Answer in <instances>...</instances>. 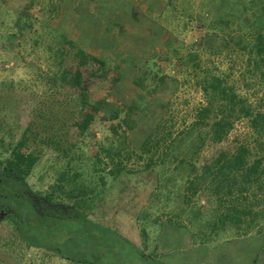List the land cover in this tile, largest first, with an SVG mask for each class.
Returning a JSON list of instances; mask_svg holds the SVG:
<instances>
[{
  "label": "trees",
  "instance_id": "trees-1",
  "mask_svg": "<svg viewBox=\"0 0 264 264\" xmlns=\"http://www.w3.org/2000/svg\"><path fill=\"white\" fill-rule=\"evenodd\" d=\"M63 2L27 0L21 11H15L8 0H0V56H5L0 57V63L13 62L17 67L31 48L42 52L48 64L46 69L26 64L31 70L30 80H8L1 86L4 84V90H42L54 98L51 105L43 103L42 110L24 126H11L0 119V209H11L13 202L33 208L27 178L46 150L56 154L54 160L61 171L45 199L55 206L58 201L71 202L69 216L59 211L58 216L44 220L37 214L33 217L31 208L18 215L12 208L16 215L9 220L19 241L36 249H50L68 264H99V247L115 253L114 247L119 246V251L129 249L136 254V247L127 239L89 221L79 209L92 208L106 176L116 179L130 175L139 171L138 166L140 171L157 169L155 189L159 196H154L158 201L162 196L167 203L178 204V212L169 214V223L175 219L176 227L182 223H187L186 227L196 225L194 233L203 236L201 245L210 242L220 248L256 237L263 239L260 247L264 249V0H199L194 16L187 8L202 35L186 44L183 40L180 45L170 42L158 49L145 60L134 84L151 93L170 80L169 85L176 83L177 90L181 79L189 81L192 77L202 101L193 109L189 122L177 124L172 115L163 113L139 146L130 142L139 107L121 104L105 112L108 92L120 79L117 66L108 67L105 60L86 52L51 26ZM183 29L180 32L186 31ZM140 39L138 52L145 54L148 46H141L144 39ZM222 54L229 59V71L219 70L214 63ZM69 56L74 61L72 66L66 65ZM173 67L175 74L169 72ZM234 71L238 72L236 79ZM106 80L113 82L107 84ZM98 91L106 93V99L96 97ZM70 105L73 109L63 113ZM163 105L171 107L172 103L169 99ZM102 112L101 119L111 124L108 134L97 142L99 157L93 159L89 176L85 168L75 166L70 153L82 147L86 136L91 135L92 121ZM5 115L9 119L10 112ZM243 120L248 132L230 141L235 124ZM68 124L69 133L77 138L72 143L65 139ZM97 173L103 174L95 179ZM27 216L48 229L63 223H70L73 229L66 231L69 236L62 244L46 246L37 241L33 231L38 227L33 228ZM63 244L66 252L60 248ZM257 249L256 258L263 257L264 251L258 253ZM114 261L108 264H120Z\"/></svg>",
  "mask_w": 264,
  "mask_h": 264
},
{
  "label": "rangeland",
  "instance_id": "rangeland-1",
  "mask_svg": "<svg viewBox=\"0 0 264 264\" xmlns=\"http://www.w3.org/2000/svg\"><path fill=\"white\" fill-rule=\"evenodd\" d=\"M26 1L8 0L15 11H21ZM167 1L64 0L59 16L51 23L52 27L83 47L86 52L105 60L108 67L117 66L120 79L115 83L114 89L108 92L110 97L106 99L107 95L102 91H98L100 94L96 97L106 99L105 112L121 104L131 103L139 107L134 115L137 127L130 135L133 146L141 144L163 113L172 115L177 120V124H181L184 120L189 122L193 109L202 101L201 93L195 87L192 77L188 79L189 81L181 79L177 90H174L176 83L173 87L169 85L172 84L170 80L151 93L150 90H143L134 84L141 75L145 60L157 54L158 49L170 42L180 45L179 42L183 40V44L189 43L203 33L198 30L196 22H191V16L187 11V8H191L194 16L199 8V0H172L170 3ZM184 27L186 31L180 32ZM93 30L97 37H93L96 35H92ZM86 33L91 35L87 36ZM137 37L139 38L134 41ZM140 38L144 39L140 45L144 46L146 43L148 46L145 54L138 52L140 47L137 46V42L141 40ZM129 48H132L133 52H129ZM28 50L27 56L17 67L13 62L7 65L0 63V119L11 126L12 124L24 126L35 112L42 110L43 105H51V100L54 102V98H49V93H44L42 90H19V88L4 90V84L1 86V82L8 80L15 82L22 79L30 80L31 70L25 67L26 64L38 65L41 69L47 68L46 56L42 52H33L31 48ZM0 57L5 58L3 53ZM71 63L74 64V61L69 56L66 65L72 66ZM214 63L219 70H230L231 64L224 54L215 59ZM169 72L175 74L176 69L170 68ZM237 74L238 72L234 71L233 78L236 79ZM112 82L106 80L107 84ZM169 99L172 106H164L163 104ZM70 106L65 107L63 113L72 110L73 106ZM8 112H10L9 119L5 117V113ZM101 116L103 112L98 113L92 121L91 135L86 136L82 147L70 153L76 161L75 166L85 168L89 176H91L92 161L97 158V153L100 151L97 142L102 141L108 134L111 124L101 119ZM115 123L116 121L113 122ZM69 126L70 124L67 126L65 139L72 143L77 138L69 133ZM71 126L76 132L74 125ZM247 132L246 121H239L235 124L229 139L231 141L234 136L244 137ZM204 153L208 154L209 151ZM101 155L103 154L100 153ZM55 158L56 154L53 152L48 150L43 152L27 178L31 193L38 198H45L51 192V186L61 171V165L56 163ZM135 168L139 171L130 175L122 174L116 179L106 176V184L104 187H99L101 192L92 202V208L79 209L89 221L102 226L104 230H110V233L120 235L136 247V254L129 249L127 252L119 251V246L114 247L115 253H108L105 251L106 247L104 249L99 247L102 250H99L101 253L96 254L99 256L97 260L99 264L112 263L114 260H118L120 264H155L152 260L164 264H264V256L256 258L255 255L257 248L258 253L264 251L260 247L263 243L261 238L240 239L217 248V244L210 242L201 245L200 239L203 236L200 232L194 233L196 225H190V228L186 227L187 223H182L181 227H176L175 219L170 221L172 224L169 223V214L178 212V209L176 210L178 204L167 203L162 196L160 201L155 197L159 196L155 189L157 169L140 171L138 166ZM97 174L94 175L95 179L103 173ZM56 203L65 207L71 206V202L68 201ZM20 204L15 202L10 204L17 215L27 213ZM27 218L33 228L38 227L37 231H33L37 241L46 246L62 244L64 237L69 236L66 231L73 229L70 223L57 224L52 229H48L41 226L32 216ZM180 220L178 219L179 222ZM88 244L92 242L89 241ZM60 248L66 252L64 244L60 245ZM139 254L147 256L151 261L141 259ZM103 255L104 258L100 259ZM0 264H68V262L50 249H36L21 243L16 237L13 224L6 219L0 220Z\"/></svg>",
  "mask_w": 264,
  "mask_h": 264
},
{
  "label": "flooded vegetation",
  "instance_id": "flooded-vegetation-1",
  "mask_svg": "<svg viewBox=\"0 0 264 264\" xmlns=\"http://www.w3.org/2000/svg\"><path fill=\"white\" fill-rule=\"evenodd\" d=\"M28 196H29V200H31L33 203L31 208L32 211V216L35 217L34 214H37L38 217H40L41 219H46L49 216H58V212L61 211L64 214L63 215H67L69 216L70 212V208L62 206V205H52L51 203H49L45 198H38L37 196H34V194L27 192ZM21 207L23 205L24 209L27 211V213L29 212L30 208L28 206L25 205V203H21L20 204ZM28 209H27V208ZM72 210V209H71ZM16 212V210H14ZM12 207L11 209L8 208V206H4L3 208L0 209V220H6V219H10L11 216H15L16 214L14 213ZM35 220V219H34ZM43 226V225H42Z\"/></svg>",
  "mask_w": 264,
  "mask_h": 264
},
{
  "label": "crops",
  "instance_id": "crops-1",
  "mask_svg": "<svg viewBox=\"0 0 264 264\" xmlns=\"http://www.w3.org/2000/svg\"><path fill=\"white\" fill-rule=\"evenodd\" d=\"M92 32H93L92 35L96 34V33H95V30H93ZM102 34H103V33H101V35H102ZM86 35L89 36V35H91V34L89 33V35H88V34L86 33ZM93 37H97V34L94 35ZM138 38H139V37L135 38L134 41L137 40ZM130 47H132V46H130ZM128 51H129V52H133L132 48H129ZM127 62H129V61L127 60ZM124 63L126 64V61H124Z\"/></svg>",
  "mask_w": 264,
  "mask_h": 264
}]
</instances>
